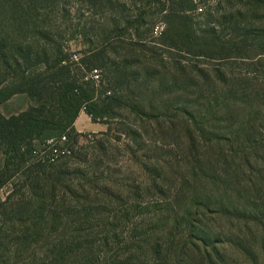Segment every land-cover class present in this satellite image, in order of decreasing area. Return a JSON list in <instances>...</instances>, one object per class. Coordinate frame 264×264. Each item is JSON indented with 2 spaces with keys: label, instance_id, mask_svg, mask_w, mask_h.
Returning a JSON list of instances; mask_svg holds the SVG:
<instances>
[{
  "label": "trees",
  "instance_id": "trees-1",
  "mask_svg": "<svg viewBox=\"0 0 264 264\" xmlns=\"http://www.w3.org/2000/svg\"><path fill=\"white\" fill-rule=\"evenodd\" d=\"M57 1L0 0V107L18 95L33 102L17 115L6 117L0 112L4 157L0 191L22 174V186L29 193L14 189L0 198V264H234V254L245 257L248 264H264V145L253 140L264 127L256 128L264 120L255 106L261 95L236 84L233 76H216L226 87L224 96L215 95L216 88L206 76V87L186 80L196 89L194 117L199 114V118L194 123L199 143L215 146L218 154L215 160L208 154L195 157L192 173L180 184L174 200L134 206L117 197L111 210L85 204L84 185L75 183L66 164L41 165L32 160L35 142L66 135L76 145L83 134L75 123L84 107L95 123L113 118L115 109L127 102L120 94L131 91L138 81L132 62L112 61L105 50L84 63L89 71L106 69L113 91L99 93L102 78L96 84L73 75L61 37L40 20L41 10ZM88 1L92 5L106 1L112 9L119 6L113 0ZM135 2L141 6L139 14L132 20L123 18L125 32L134 31L131 37L141 38L144 25L151 35L161 22L166 26L162 43L170 49L229 64L264 57V0H222L208 7L199 0ZM153 5L161 18L152 12ZM203 6L207 22L198 29L194 15L201 10L203 16ZM112 25L106 40L122 32L120 19ZM139 45L145 47L133 43V49ZM159 64L164 67L162 60ZM174 70L183 71L179 66ZM209 88L214 89L209 92ZM178 101L184 103L182 98ZM259 103L264 105L262 100ZM127 104L137 115L148 117ZM246 116L249 125L242 123ZM246 131L245 144L232 141L231 136ZM141 207L145 212H140ZM143 214L147 216L135 222L136 215ZM220 222L228 232L219 229Z\"/></svg>",
  "mask_w": 264,
  "mask_h": 264
},
{
  "label": "rangeland",
  "instance_id": "rangeland-1",
  "mask_svg": "<svg viewBox=\"0 0 264 264\" xmlns=\"http://www.w3.org/2000/svg\"><path fill=\"white\" fill-rule=\"evenodd\" d=\"M199 1L207 7L222 2ZM113 4L120 7L112 9L106 1L100 5H92L88 0H59L55 3L49 2L40 14V20L45 21L46 26H50L53 32L58 34L56 37H61L60 44L63 45L67 56H79L78 61L68 60L73 75L84 76L88 73L84 60L98 50H105L108 58L112 61L115 59L117 63L128 59L134 64L131 71L138 75V81L131 87V91L126 90L119 94L123 96L124 102L138 107L148 114V117L137 115L126 102L123 107L115 109L116 115L113 118L94 122L97 124L95 131H83V136L73 145L72 156L55 164H66L69 172L75 174V183L81 182L84 185L83 195L87 196L82 202L103 205L109 210L118 204L117 197H122L128 205L134 206L174 200L180 184L191 175L196 156L208 154L213 160L217 158L218 151L215 146L199 143L194 123L195 118H199V114L194 117L196 89L188 87L189 81L186 80H193L199 86L206 87L207 83L203 77L206 76L216 88L207 90L224 96L226 87L216 76H233L236 84L243 83L251 87L261 95L260 100L264 102V57L236 60L229 64L219 58L212 59L170 49L162 43L161 32L166 26L161 22L157 23L151 35L148 33L150 27L144 25L139 30L143 34L141 38L131 37L134 31L125 32L123 18L134 19L141 6L139 7L135 0H113ZM156 8L158 9V6L153 5L151 10L161 18ZM205 10L203 6V16L200 15L201 10L194 15V23L198 29L204 28L207 22L204 18ZM116 18L121 20L122 32L118 33L120 36L115 34L106 40V34L112 29V22ZM149 20L150 18L147 19ZM133 43H143L145 47L139 45L133 49ZM159 60H162L164 67L159 64ZM176 66L182 68V73L174 70ZM98 69L103 81L97 90L99 93L112 90L109 84L111 75L104 68ZM180 98L184 103L178 101ZM260 100L254 105L261 111V116H264V105L260 106ZM32 105L33 102L27 96L18 95L4 103L0 112L10 117ZM236 108L238 110L241 106ZM242 119L244 125H249L248 116ZM261 124H264V120L259 121L256 128ZM247 132L234 134L231 136L232 141L235 139L238 142L236 144H245ZM254 136L256 137L253 140L259 142L258 145H264L263 126ZM3 159L0 154V165L3 164ZM21 177L22 174L14 177L0 191V198L5 199L14 189L27 196L29 193L24 190ZM140 209V212H145L143 207ZM136 216L135 222L139 223L147 215ZM219 225L222 232H228L229 228L225 223L220 222ZM232 261L234 264L249 263L239 254L232 255Z\"/></svg>",
  "mask_w": 264,
  "mask_h": 264
},
{
  "label": "built area",
  "instance_id": "built-area-1",
  "mask_svg": "<svg viewBox=\"0 0 264 264\" xmlns=\"http://www.w3.org/2000/svg\"><path fill=\"white\" fill-rule=\"evenodd\" d=\"M78 57L77 54H73L71 56V61H78ZM101 78V71L99 69H93L83 76L82 81H93L99 84ZM85 109L84 107L83 111H85ZM73 151V146L69 142L68 137L63 135L50 138L44 142H35L32 151V160L41 165H53L63 158L72 156Z\"/></svg>",
  "mask_w": 264,
  "mask_h": 264
},
{
  "label": "crops",
  "instance_id": "crops-1",
  "mask_svg": "<svg viewBox=\"0 0 264 264\" xmlns=\"http://www.w3.org/2000/svg\"><path fill=\"white\" fill-rule=\"evenodd\" d=\"M96 125L91 117L85 111H82L75 123V128L77 132L83 133V131H95Z\"/></svg>",
  "mask_w": 264,
  "mask_h": 264
}]
</instances>
